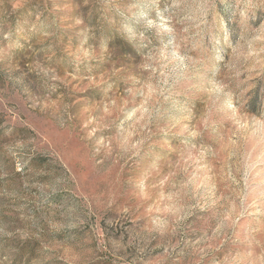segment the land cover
I'll list each match as a JSON object with an SVG mask.
<instances>
[{
    "label": "rangeland",
    "instance_id": "374dc122",
    "mask_svg": "<svg viewBox=\"0 0 264 264\" xmlns=\"http://www.w3.org/2000/svg\"><path fill=\"white\" fill-rule=\"evenodd\" d=\"M0 264H264V0H0Z\"/></svg>",
    "mask_w": 264,
    "mask_h": 264
}]
</instances>
